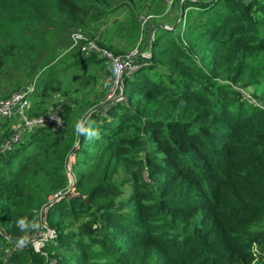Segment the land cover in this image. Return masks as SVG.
Returning <instances> with one entry per match:
<instances>
[{"label":"trees","instance_id":"16d2710c","mask_svg":"<svg viewBox=\"0 0 264 264\" xmlns=\"http://www.w3.org/2000/svg\"><path fill=\"white\" fill-rule=\"evenodd\" d=\"M145 1L0 0V74L15 60L34 72L31 58L49 40L95 39L89 31L121 10L127 17L97 44L121 55L122 39L131 51ZM180 1L173 30L158 27L150 58L136 60L148 65L124 76V100L86 120L73 182L76 100L54 109L61 130L38 128L5 151L10 132H0V264H264V107L243 95L264 85V0ZM189 9L200 15L185 20ZM73 49L40 72L29 115L47 113L43 97L59 71L98 66L108 88L107 61ZM66 221L80 222L64 231ZM44 225L54 237L35 250Z\"/></svg>","mask_w":264,"mask_h":264},{"label":"rangeland","instance_id":"374dc122","mask_svg":"<svg viewBox=\"0 0 264 264\" xmlns=\"http://www.w3.org/2000/svg\"><path fill=\"white\" fill-rule=\"evenodd\" d=\"M124 0H115V3L118 4L123 2ZM175 2V0H174ZM173 2V4H174ZM140 3V2H139ZM142 7H145L144 11L142 12L144 15L145 13L151 14L155 19L151 21L147 28H144L141 30V34L139 35L138 42L142 40V42L145 44L148 42V38H150V34L152 31L155 32V30L162 25H165L171 29L170 23L171 19L174 17L175 9L173 4L171 7L166 6L164 3H162L160 0H147L145 2L140 3ZM214 8H209L208 12H214L217 8H219V5H214ZM122 12L119 13L121 15L119 18L120 20L123 18L122 16L127 17V11L121 10ZM200 15V13L195 9H189L185 12V20H187L190 17ZM179 16V15H178ZM118 18V19H119ZM116 18L109 17L106 20H103L96 24L94 29L92 31H89V33L95 34V39H101L103 36V33L105 30H108L111 28L109 24H112V22ZM112 20V21H111ZM178 18H176L175 24L177 23ZM186 25V23H184ZM181 29L184 28V25ZM109 25V27H108ZM164 29V28H163ZM161 34L160 30L157 32V36ZM155 35V33H154ZM187 35V34H186ZM63 38H55L49 40L48 44L46 45V48L43 50H38L36 55L31 58L32 66H36V69L34 72H31V69L28 67L27 64L25 65H19L16 64V60L10 64H8L0 74V100L9 97L11 94H14L19 91H26L28 88H33L35 90V93L38 91H42L43 87L41 85V82L38 81V75L40 72L43 71L44 67H47L50 63H55L60 60H63L64 58H70V54L73 53L74 49L71 48V38H67V35H62ZM183 39H185V36H182ZM118 41H121L118 43ZM138 44V43H137ZM115 47H118V49H121L120 52L122 53H128L129 48L131 47L128 43H126L124 40L120 39L118 40L115 38ZM143 52L149 53L150 46L143 45ZM52 56H54V59H52ZM148 65V63H139L138 69L132 68L131 71L127 73L125 76L134 75L141 67ZM101 66V65H100ZM95 68L89 69L86 73L79 72L78 74H69V72L65 71H59L54 75L49 81L48 85L51 88L54 89L48 90L45 92V96L43 97L45 99L44 103V110L50 111L54 110L57 107H60L63 103H72L73 100H76L77 105L79 104L78 108L76 105V110L80 112V117H82L79 122H83L86 119V115L91 111L93 108H96L102 104L105 103V98L107 94V87L104 83V73H98L99 67L94 66ZM107 70V69H106ZM102 76V77H101ZM44 85V81L42 82ZM237 87V86H236ZM249 94H252L255 96V99L257 102H259V106L264 107V85L258 86L256 89H248L247 90ZM36 95V94H35ZM33 94L31 95V98L33 100ZM72 101H71V100ZM98 103H100L98 106ZM92 107V108H90ZM91 115V114H90ZM88 119V118H87ZM86 119V120H87ZM0 132H11V128L13 126L12 122L9 120H4L6 122H3V119H0ZM86 122V121H85ZM85 122L83 123V126L85 125ZM83 128V127H82ZM69 156V155H68ZM68 159L69 168L70 164L73 163L74 159L71 157ZM122 176L121 172H119L115 179H119ZM127 192L131 191V189L126 188ZM129 195V194H127ZM126 195V196H127ZM80 222V221H79ZM77 223H71L70 221H66L64 223L63 230L64 231H75L77 229V226L79 224ZM71 224V227H70ZM48 239H45V237H48ZM52 237H54L53 232H49L46 230V232L37 234V237L33 239V246L35 249H39L43 246L45 241H49ZM51 264H54V261L51 262Z\"/></svg>","mask_w":264,"mask_h":264},{"label":"built area","instance_id":"2783aa9c","mask_svg":"<svg viewBox=\"0 0 264 264\" xmlns=\"http://www.w3.org/2000/svg\"><path fill=\"white\" fill-rule=\"evenodd\" d=\"M163 1L168 7H171L174 2V0ZM183 1L184 0H181L180 2L182 3ZM235 1L248 3L252 0ZM154 19L155 18L149 13H145V15L143 14L140 17L141 30L147 28L148 24ZM163 26L164 29L170 30L169 27L165 25ZM153 36L154 31H152L150 34V41H153ZM70 38L71 48L78 49L82 55L89 56L92 54L107 61L108 66L106 71L108 72V76L106 77L105 81L108 84V90L104 100L105 102L116 100V103H118L123 101L124 97L122 99L121 90L123 89L124 76L131 71L130 69H138L139 64L136 62L138 58L143 60L150 58V53H145L142 50V40H140L135 48L128 53L115 55L111 51L100 47L97 44L96 39H90L83 33H73L71 34ZM33 92L34 87L28 88L26 91L16 92L11 94L9 97L0 100V119L9 120L13 124L9 138L2 144V151H5L11 148L14 144L21 142L26 133L33 132L38 128H51L54 131L64 128V123L62 122L56 110H50L42 116L29 115V109L31 107V95ZM243 95L250 103L257 104L247 91H243ZM84 122H79L77 125L78 135L81 134L80 129L83 127ZM73 155L70 156V158L73 157Z\"/></svg>","mask_w":264,"mask_h":264},{"label":"water","instance_id":"95a60500","mask_svg":"<svg viewBox=\"0 0 264 264\" xmlns=\"http://www.w3.org/2000/svg\"><path fill=\"white\" fill-rule=\"evenodd\" d=\"M181 16H182V9L180 10V14H179V18H178V21L180 20V18H181ZM177 21V22H178ZM177 24V23H176ZM175 24V25H176ZM175 25H174V27H175ZM159 27H162V28H164V26L162 25V26H159ZM174 27H172L170 30H173V28ZM150 48H149V53H150V55H151V53H152V51H153V41H150ZM121 94H122V99H123V97H124V90L122 89L121 90ZM117 101L116 100H112V101H108V102H105L104 104H102V105H100V106H98V107H96V108H93L91 111H89V113L86 115V119L90 116V114H92L93 112H95V111H98L99 109H104V108H107L108 106H111V105H114L115 103H116ZM85 119V120H86ZM84 120V121H85ZM83 121V122H84ZM80 135L81 134H79L78 135V142H77V144H76V146L74 147V149L71 151V153L69 154V156H68V158L70 159V156H72L73 154H74V152L76 151V149L78 148V146H79V144H80ZM67 164H66V169H67V171H68V175H69V177H70V179H71V181L73 182L74 181V175H73V173L71 172V170H70V168H69V163H68V159H67V162H66ZM65 194H63V195H61V196H59V197H56V198H54V199H52L50 202H48L47 204H46V206L44 207V209H43V211H42V220H43V218H44V214H45V211L54 203V202H56V201H58L59 199H61L63 196H64ZM45 224V223H44ZM44 227L47 229V231H49L50 233L52 232V230L51 229H49L46 225H44ZM49 238V236L48 237H45V239H48Z\"/></svg>","mask_w":264,"mask_h":264},{"label":"clouds","instance_id":"9594fccd","mask_svg":"<svg viewBox=\"0 0 264 264\" xmlns=\"http://www.w3.org/2000/svg\"><path fill=\"white\" fill-rule=\"evenodd\" d=\"M78 127H79V126H78ZM80 131L83 132L84 129L81 128ZM88 137H89V140L97 139V138H99V132L96 131V130H90V131L88 132Z\"/></svg>","mask_w":264,"mask_h":264},{"label":"crops","instance_id":"0c3cea01","mask_svg":"<svg viewBox=\"0 0 264 264\" xmlns=\"http://www.w3.org/2000/svg\"><path fill=\"white\" fill-rule=\"evenodd\" d=\"M111 17H113V16H111ZM116 18V17H115ZM118 20H120V18L118 19V18H116L113 22H112V24H109L111 27L115 24V23H117L118 22ZM112 21V20H111ZM109 25H108V27H109Z\"/></svg>","mask_w":264,"mask_h":264}]
</instances>
